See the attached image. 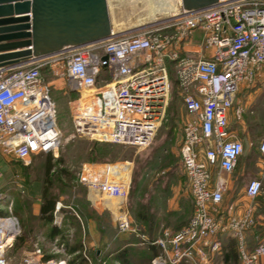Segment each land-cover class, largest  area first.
Instances as JSON below:
<instances>
[{
	"label": "built area",
	"instance_id": "built-area-1",
	"mask_svg": "<svg viewBox=\"0 0 264 264\" xmlns=\"http://www.w3.org/2000/svg\"><path fill=\"white\" fill-rule=\"evenodd\" d=\"M174 8L170 15L145 17L129 31L111 27L110 38L103 41L0 69V155L25 165L39 155L56 159L62 143L74 139L147 148L166 116L171 64L186 113L179 159L193 211L181 228L152 242L142 237L141 244L159 249L151 264H214V258L224 264L220 237L226 236L236 241L239 264H264V244L252 249L245 244V233L254 225L252 210L239 217L219 214L226 191L222 175L232 174L244 151L229 130L231 115L242 121L243 110L233 108L235 97L242 84L259 80L264 93V0H220L196 12L184 10L180 0ZM45 67L65 77L78 94L67 137L57 126L50 88L43 82ZM258 151L264 157V139ZM125 165L121 177L110 170L115 165H106L102 173L88 169L81 180L91 192L122 200L128 187ZM214 171L219 172L215 178ZM261 191V182L252 180L245 197L253 201ZM59 209L57 204L55 226L62 220ZM10 219L15 220L0 217V264H8L5 250L19 232L16 220L12 229L6 227ZM116 221L121 232H136L126 213ZM21 264L66 261L46 259L36 248Z\"/></svg>",
	"mask_w": 264,
	"mask_h": 264
},
{
	"label": "rangeland",
	"instance_id": "rangeland-1",
	"mask_svg": "<svg viewBox=\"0 0 264 264\" xmlns=\"http://www.w3.org/2000/svg\"><path fill=\"white\" fill-rule=\"evenodd\" d=\"M163 1L174 7L175 2L180 0ZM106 2L110 26L118 32L138 27L139 23L133 25V22L146 17V6L141 0ZM42 78L44 84L49 85L50 96L56 107L57 126L62 135L67 137L73 130L71 108L78 94L72 92L65 77H55L49 67L43 68ZM170 84L166 116L147 148L138 151L133 147L107 142L74 139L62 143L56 159L51 157L52 168L46 191L48 196L55 199V208L60 204L58 214L62 216L59 226L52 225L57 231L55 234H58L53 240L49 236L52 226L42 223L38 218L45 188L44 158H31L25 165L13 157L0 155V217L14 218L19 231L5 250L8 264H21L23 258L36 248L41 249L47 259L64 260L66 264H125L121 260L126 264H151L152 259L148 261L144 257L145 245L141 244L142 239H157L163 232L176 229L193 211L179 159L186 113L177 85H174L171 78ZM236 102L246 106L242 121L252 117L256 125L255 130L246 133L248 143H251L250 146L246 145V150H255L257 142L264 136L262 80L242 84L233 108ZM231 121V129L237 131L238 124L234 119ZM126 163L129 164L126 196L119 202L122 205H116V212L110 210V213L101 202L95 203L92 200V193L81 176L89 170L102 173L106 165ZM218 175V171L213 172V177ZM122 179L117 181L122 183ZM237 187L235 185L231 192L234 197L240 189ZM96 195L101 200L108 198L99 193ZM262 199L263 195L257 201ZM222 205L219 209L223 208ZM122 213L127 214L130 226L136 232L119 230L116 219ZM142 213L149 221L141 218ZM253 217L256 245L264 244V210H258ZM168 219L173 221L172 225L162 227ZM152 223L160 226L155 232ZM57 227L60 228L57 230ZM224 238L227 241L228 237ZM123 252L124 255H121ZM217 263L214 258V264Z\"/></svg>",
	"mask_w": 264,
	"mask_h": 264
},
{
	"label": "water",
	"instance_id": "water-1",
	"mask_svg": "<svg viewBox=\"0 0 264 264\" xmlns=\"http://www.w3.org/2000/svg\"><path fill=\"white\" fill-rule=\"evenodd\" d=\"M220 0H181L188 12ZM106 0H0V69L110 38Z\"/></svg>",
	"mask_w": 264,
	"mask_h": 264
},
{
	"label": "crops",
	"instance_id": "crops-1",
	"mask_svg": "<svg viewBox=\"0 0 264 264\" xmlns=\"http://www.w3.org/2000/svg\"><path fill=\"white\" fill-rule=\"evenodd\" d=\"M196 44H197V40H196ZM238 107L241 108L243 110V112H244V109L246 108L245 104L241 105L240 102H239V104L237 103V105L235 104V108H238ZM231 120H233L232 115L230 116L229 130L232 131L234 136L243 143L244 151H243L242 155L240 156L232 174L222 175L223 179L226 182V191H225L224 196H223V202H222L223 208L220 209L221 211L219 214L223 218L230 217V216L239 217V216L243 215L247 210L251 209L252 214L254 216L258 210H260V211H261V209L264 210V199L257 201V199H259V197L261 195H263V197H264V158H262V156L260 155V153L258 151L259 144L264 139V136H262L259 139V143L257 142L258 145H257V148L255 150H249V149L246 150V145L247 146L251 145V143H248L249 137L246 135V133H247V131L249 132V130L250 131L252 129L255 130V127H256V125L253 124V118L249 117V118H247V120H243L241 122H236L238 124L236 127L237 131H233L231 129V127H230L231 126L230 123H232ZM180 140H181V138H180ZM121 166L122 165H119V167H121ZM252 180H259L262 184V191L259 194V196L256 197L255 202H254V200L250 201L249 199H247L245 197V188H246L247 184ZM186 184H187V181H186ZM235 185L238 186L236 189L240 188L236 197L232 196L233 193H231ZM186 186H187L188 194L190 196L188 184ZM173 190H174V188H173ZM91 193H92V200L95 203L101 202V204H103V206H105L106 210H109L110 213H112L111 211H113L114 213L116 212V205L119 204V202L116 204V201L118 198H120V196L106 198V199L104 198L103 200H101V199H98L99 197L96 195V193H94L93 191ZM241 193H243V196H241ZM120 201H121V198H120ZM253 218L255 219V217H253ZM49 225H51V226L53 225L52 221L49 223ZM162 227H165L164 224H162ZM59 228L60 227H57V230ZM255 228L256 227H252L251 229H249L245 233V244H246V247L248 249H252L256 245L257 235H255L256 234ZM54 230H55V227L53 228V226H52L50 234H49L50 240H53V239L57 238V236H58V234L52 235V232ZM257 230H259V229H257ZM55 233H57V231H55ZM222 237H226V236H221L220 238H222ZM228 238H231V237H228ZM220 241H221V239H220ZM224 242L225 241H223V240L221 241L222 246H223ZM238 262H239L238 258H236V264H238Z\"/></svg>",
	"mask_w": 264,
	"mask_h": 264
},
{
	"label": "trees",
	"instance_id": "trees-1",
	"mask_svg": "<svg viewBox=\"0 0 264 264\" xmlns=\"http://www.w3.org/2000/svg\"><path fill=\"white\" fill-rule=\"evenodd\" d=\"M171 66L172 65L169 64V77L173 81L174 85H177L176 80H175V76H174V71H173V68H171ZM177 88H178V86H177ZM39 156L44 158L43 176H44V187L45 188L43 189V192H42V200H41V204L39 207V217L38 218H39V221H41L42 223L49 224L52 221V213H53L54 208H55V199L51 196H48L47 191H46L47 186H48L47 185L48 177H49V174H50V171L52 168V163H51L52 158L50 155H39ZM35 157H37V156H34L32 158H35ZM138 217H139V215H138ZM190 217L191 216H189V218L183 224L176 226L177 228L174 230H177V229L181 228L182 226H184L189 221ZM141 218L143 220L149 221V219L145 217L144 213H142ZM164 223H165L164 224L165 226L169 227L170 225H172L173 221L168 219V220H165ZM159 227H160L159 224L152 223V229L154 232L157 231V229H159ZM53 234H55V230L52 232V235ZM220 239H221V241L222 240L224 241V239H226V238L222 237ZM153 240H155V238H152L150 240V242H152ZM143 250L145 251L144 257L146 256L145 258H147L148 261H151V259L156 257L159 253V249L153 245H146V246H144ZM124 253L125 252H123L121 255H124ZM45 258L47 259V257H45ZM236 258H238L236 241L234 239L228 238L227 241H225L223 246H222V254H221L222 262L224 264H236ZM121 261L126 264V262H124L123 260H121ZM182 264H188V263H182Z\"/></svg>",
	"mask_w": 264,
	"mask_h": 264
},
{
	"label": "bare ground",
	"instance_id": "bare-ground-1",
	"mask_svg": "<svg viewBox=\"0 0 264 264\" xmlns=\"http://www.w3.org/2000/svg\"><path fill=\"white\" fill-rule=\"evenodd\" d=\"M108 1V0H107ZM144 4H145V8H146V18L145 20H150V19H153V16H155L156 14H161V15H170L172 12L175 11V8L171 5H169L168 3H166L165 1L163 0H141ZM180 2V1H179ZM133 4V2H132ZM135 4V2H134ZM143 11V10H142ZM143 20L142 19H138V20H135L133 22V25L134 24H137V23H142ZM121 26V25H120ZM127 26V24H126ZM115 28V27H114ZM113 30L115 31L116 29ZM126 165L125 166H117L116 168L114 167H111L110 170L113 171L112 173H114L115 175H122V172L125 170L126 171ZM125 173V172H123ZM126 178V177H125ZM117 197V196H116ZM115 199V198H114ZM113 199V200H114ZM120 202V198L117 199L116 201V204ZM15 225V220L13 219H10L8 221H6V227L8 229H12V227ZM10 241V239L8 240Z\"/></svg>",
	"mask_w": 264,
	"mask_h": 264
}]
</instances>
